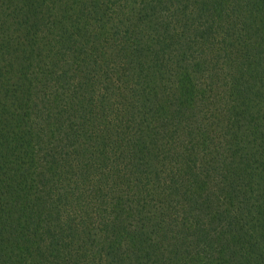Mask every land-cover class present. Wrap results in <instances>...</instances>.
Wrapping results in <instances>:
<instances>
[{
  "label": "trees",
  "instance_id": "1",
  "mask_svg": "<svg viewBox=\"0 0 264 264\" xmlns=\"http://www.w3.org/2000/svg\"><path fill=\"white\" fill-rule=\"evenodd\" d=\"M0 264H264V0H0Z\"/></svg>",
  "mask_w": 264,
  "mask_h": 264
}]
</instances>
